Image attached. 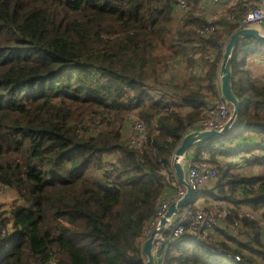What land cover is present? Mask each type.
<instances>
[{"label": "trees", "instance_id": "16d2710c", "mask_svg": "<svg viewBox=\"0 0 264 264\" xmlns=\"http://www.w3.org/2000/svg\"><path fill=\"white\" fill-rule=\"evenodd\" d=\"M174 9L172 0H0V190L17 197L6 219L0 214L1 227L11 222L13 230L0 240V264L50 257L56 264H145L138 239L163 191L162 172L208 102L190 92L177 104L154 92L167 91L168 72L195 42L204 53L222 41L192 29L203 22L196 5L182 31ZM221 55L207 62L211 91ZM256 56L264 57V41L235 46L230 76L238 115L225 135L195 148L196 158L207 152L219 171L216 187L202 194L213 201L264 204V84L248 68ZM184 106L191 110L180 113ZM134 113L147 133L139 149L126 143ZM98 117L109 118L106 129L81 131ZM246 134L259 138L242 147ZM240 153L263 171L239 174L218 162ZM246 226L254 238L238 246L242 262L187 240L165 264H264L260 228Z\"/></svg>", "mask_w": 264, "mask_h": 264}, {"label": "built area", "instance_id": "2783aa9c", "mask_svg": "<svg viewBox=\"0 0 264 264\" xmlns=\"http://www.w3.org/2000/svg\"><path fill=\"white\" fill-rule=\"evenodd\" d=\"M172 2L175 5L173 24L176 29L181 31L189 28V25L184 23L185 15L194 9V5L197 6V14L203 17V22L197 29L194 26H192V29L203 39L215 35L218 33V30L224 27L227 29L234 27L236 32L240 29H254L264 24V0H172ZM208 7L224 8L225 12L217 17L207 14ZM228 39L222 40L214 48H207L204 53L200 51L201 47H203L202 42H195L187 55L192 59L202 61L201 66H204L209 60H213V55H216L219 51H224L229 41ZM220 64L214 79V94L217 96L215 95L212 101L207 102V105L202 108L200 118L192 126L193 129H197L198 131L221 132L223 126L232 115V108L220 93ZM262 83L264 84V81ZM162 95L163 92H154L153 96L160 98ZM166 97L164 94V98ZM169 110L170 107H167L164 113H167ZM108 121L109 118L98 117L94 120L92 126H82L81 131L92 133L98 130L103 131L107 128ZM130 122L129 136L126 143L130 148L139 149L147 141L146 127L144 123L138 120L135 113L132 114ZM176 151L171 156L167 170L162 172L163 181L161 184L163 191L156 201L154 215L145 224L138 239L142 259L146 264L147 260L143 254V247L147 242L146 240L153 234L151 253L155 264H165L167 260L166 256L169 252L175 253V246L187 240H193L196 243L206 245L209 253L212 255L227 258L235 262H242L243 257L240 253L245 255V251L243 249L240 250L238 247L237 250L226 247L224 241L217 238V231L219 228L221 230L225 229L231 237H239L241 232H250V228L246 226V222H251L264 232V204L258 207H252L242 202L224 204L225 202L222 201L223 204H219L203 197L204 191L215 188L213 183L219 178L216 167L210 162L209 154L203 152L199 158H196V151L189 150L184 157L176 158ZM257 154L258 152H255L250 156L247 155V157L253 159ZM176 162L180 166L187 162L184 183L191 189L193 196L183 208L178 209L169 218H166L165 215L170 204L177 203L186 194V188L178 182L175 169L173 168ZM243 166H245L244 161L239 164V167ZM105 170H110V167L106 166ZM168 189L172 190V195H170ZM255 189V185L247 186V191L250 193ZM7 192L8 190H0V202L5 199ZM14 201H12V204ZM0 214H2L1 209ZM6 216L4 215L5 219ZM162 220L165 221V224L161 223ZM12 232L11 222L6 224V228L0 225V240ZM233 251L239 253H234ZM43 264H56L55 258L50 257ZM258 264H263V262L258 261Z\"/></svg>", "mask_w": 264, "mask_h": 264}, {"label": "crops", "instance_id": "0c3cea01", "mask_svg": "<svg viewBox=\"0 0 264 264\" xmlns=\"http://www.w3.org/2000/svg\"><path fill=\"white\" fill-rule=\"evenodd\" d=\"M225 12L224 8H220V7H215V8H207V14H211L214 16H221L223 13ZM264 25V24H262ZM260 25V26H262ZM257 27L255 28L256 30H258L261 33H264V31H261V27ZM227 28H221L220 30H218V33L221 37V40H226L228 39L231 35H228L226 33ZM215 55H213L214 57ZM189 60L193 61V64L190 65ZM256 58L252 61L256 62ZM258 61V60H257ZM202 61H197L195 59H192L191 57L188 56V58L183 59L179 62V64L175 65L172 67L171 71L168 72L167 74V78L170 82V86L172 87H179L182 86L180 88L177 89H173V95H171V97L168 96L169 99H173L172 101H174L175 103L179 104L180 103V99L179 97L184 96V94H189L191 93H195L198 94L200 96H203L205 101H212V98L214 97L213 93L214 90H210L209 89V83L207 78L205 77L206 71H207V63L204 66H201ZM256 66V70H258L259 72V68H263L264 63L263 64H255ZM252 75L254 76L253 71ZM257 71L255 73L254 78L259 77V81L263 82L264 81V71H262L260 74H258ZM219 87H220V81H219ZM176 97V98H175ZM175 99V100H174ZM191 108H188L186 106H184L182 109L179 110V112L184 113L187 111H190ZM194 131H198L197 129H189L188 133L194 132ZM258 139V138H257ZM257 139L255 137H251V135H245V141L243 142L242 139H239L238 144H242V147L244 146H252ZM200 145V143L194 145L190 151L195 150L196 147H198ZM189 152V151H188ZM245 155L243 154H239V155H234L231 157H221L218 159L219 163H229L230 165H232L233 167H235V171L239 174H245V175H258V173H261L263 171V169L261 168H257L256 166H253L251 164H248V162L246 163V161H244ZM244 161L246 164V168L243 167H239V164ZM185 167V168H184ZM187 162H185L181 168H183L184 174L186 173L187 170ZM238 167V168H237ZM239 168H241L242 171H239ZM172 190L168 189V192H170V195L173 194V192H171ZM236 196L238 197L239 195L236 194ZM207 198V196H206ZM15 200L17 201V197L16 195L12 192V191H8L6 194V197L4 200H2L0 202V209L2 210V213H4V215H6L5 210H9V208H11L12 206V201ZM215 201V200H214ZM218 202L219 204H223V202L221 201H215ZM225 202V201H224ZM228 202H225L224 204H227ZM231 204V203H228ZM249 229V228H248ZM250 232L248 233H244L241 232L239 237H231L229 233H227L225 231V229L221 230V228L218 229L217 231V238L219 240H223L224 244L226 245V247L228 248H232V250H237V247L240 244H247L250 241H253L254 238V231L253 229H249ZM250 235V236H249ZM249 236V237H248ZM259 239L261 240L262 243H264V232L259 230Z\"/></svg>", "mask_w": 264, "mask_h": 264}, {"label": "water", "instance_id": "95a60500", "mask_svg": "<svg viewBox=\"0 0 264 264\" xmlns=\"http://www.w3.org/2000/svg\"><path fill=\"white\" fill-rule=\"evenodd\" d=\"M256 39L259 41H264V34L259 32L258 30L254 29H240L234 32L230 37L229 41L221 55V64H220V93L223 95L225 101L230 105L232 108V115L228 122L223 126L221 132L217 131H194L191 133H187L185 137L180 142V145L177 147L176 151V158L178 157H184L185 154L196 144L203 143V141H207L211 138H219L223 135H225L228 130L232 127L234 124L236 117L238 115V109H239V102L237 101L235 94H233L231 90V76H230V68L232 64V54L235 46L241 39ZM173 168L175 169L176 177L178 179V182L186 188V194L185 196L179 200L175 204H170L168 211L166 213V218H169L173 213H175L178 209L183 208L186 203L192 198L193 193L191 189L185 185L184 183V171L183 168H181L180 164L178 162L174 163ZM165 221L162 220L161 223H164ZM152 237L153 234H151L150 238L146 240L143 247V254L146 258V264H155V260L153 259L151 248H152Z\"/></svg>", "mask_w": 264, "mask_h": 264}, {"label": "rangeland", "instance_id": "374dc122", "mask_svg": "<svg viewBox=\"0 0 264 264\" xmlns=\"http://www.w3.org/2000/svg\"><path fill=\"white\" fill-rule=\"evenodd\" d=\"M261 27V31H264V25H262V26H260ZM222 52V51H221ZM223 53V52H222ZM257 60H256V62L255 61H252V59H249L248 60V68L250 69V71H253V73H254V76H255V73H256V71H257V73L258 74H260L262 71H264V66H263V68H259L260 70H259V72H258V70H256L255 68H256V66L257 65H255L256 63L258 64H263L264 63V57L263 58H260V57H258V56H256L255 57ZM255 58H253V60L255 59ZM257 74V75H258ZM260 84L262 85V81L260 82ZM183 86V85H182ZM182 86H179V87H177V88H180V87H182ZM176 88V86L175 87H172V86H165V88L164 89H166L167 91L165 92V93H163V95L161 96V97H164V94H165V96H169V97H171V95H173V89H177ZM259 138V137H258ZM214 166V165H213ZM215 167V166H214ZM185 168V167H184ZM238 168V167H237ZM243 168H246V164H245V166H243ZM216 169H217V167H216ZM217 171H218V169H217ZM239 171H242L241 170V168H239ZM218 173H219V171H218ZM218 177H219V175H218ZM219 179L220 178H218V180L217 181H219ZM216 181V182H217ZM215 182V183H216ZM215 183H213V186L215 185ZM216 187V186H215Z\"/></svg>", "mask_w": 264, "mask_h": 264}]
</instances>
